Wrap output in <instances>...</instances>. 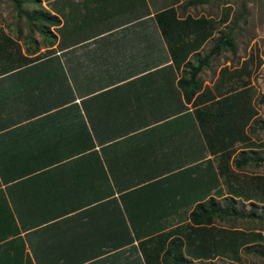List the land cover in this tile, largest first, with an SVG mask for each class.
<instances>
[{
    "label": "crops",
    "instance_id": "1",
    "mask_svg": "<svg viewBox=\"0 0 264 264\" xmlns=\"http://www.w3.org/2000/svg\"><path fill=\"white\" fill-rule=\"evenodd\" d=\"M74 1L90 19L62 33L43 3L59 18L50 45L35 29L22 46L0 30V49L16 42L20 53L0 61V264L160 261L218 178L219 150L201 165L220 113L204 109L210 82L189 101L176 82L202 45L180 48L199 14L187 19L181 0Z\"/></svg>",
    "mask_w": 264,
    "mask_h": 264
},
{
    "label": "rangeland",
    "instance_id": "2",
    "mask_svg": "<svg viewBox=\"0 0 264 264\" xmlns=\"http://www.w3.org/2000/svg\"><path fill=\"white\" fill-rule=\"evenodd\" d=\"M122 1L118 0L115 8H120ZM184 1L186 0H181V3ZM39 2L57 9L63 25L56 30L61 33L71 28L73 23L83 22L82 19L87 17L84 15L87 7L74 0H55L53 7L52 0ZM32 6L33 3L29 1L22 3L24 9ZM49 8L47 9L50 10ZM188 9L187 19L192 20L193 15L199 14L195 20L198 24L188 25L187 35L180 37V48H184V40L189 43L190 38L195 36L199 37L198 46L202 44L188 57L189 60H193L196 54L206 52L213 40L227 31L235 45L234 52L223 47L216 55L211 56L199 74L201 81L210 82L205 83L208 88H205L203 96L214 97V101L205 105L204 109L211 107L220 110L211 123L214 138L209 140L204 137L207 147H204L203 152L205 159L209 150H219L217 157L213 159L214 164H211L213 172L217 169L218 178L214 180L218 184L204 186V196L232 197L243 216L215 219L209 224L195 225L191 224L187 215H182L180 223L183 224L178 230L185 238L183 253L189 264H264V212H261L264 210V129L259 126L264 122V102L258 99L264 93V0H205L189 4ZM169 12L170 10H164L161 15ZM89 19L90 14L86 20ZM1 29L10 34H21L19 43L20 46L23 45V36L29 29L25 19L16 16L11 0H0ZM33 34L40 42V35L35 31ZM10 44L12 48L3 46L0 49V61H4L7 67L11 64L10 58H18V63L20 58L18 44ZM15 63L14 60L13 64ZM199 143L200 141L197 146H200ZM242 149L260 155L261 162L250 161L241 168H236L233 160ZM206 162L207 159L201 165ZM250 209L254 210L252 216L246 215ZM127 237L124 234V239ZM123 252L124 257L126 251ZM118 258H122L121 253ZM144 259L146 264H162L154 253L144 255ZM138 263L139 261H124L122 264Z\"/></svg>",
    "mask_w": 264,
    "mask_h": 264
},
{
    "label": "trees",
    "instance_id": "3",
    "mask_svg": "<svg viewBox=\"0 0 264 264\" xmlns=\"http://www.w3.org/2000/svg\"><path fill=\"white\" fill-rule=\"evenodd\" d=\"M15 8L16 16L23 17L28 25V28L37 30L42 37L44 44L50 45L53 40V32L50 30L51 25L59 23V18L46 7L40 4L39 0H11ZM29 1L33 6L29 9H24L22 3ZM205 0H186L181 3L182 6L196 4ZM223 47H228L232 52L235 50V45L230 33L227 31L219 34L212 42L209 49L202 53L193 56V60H186L181 68L180 76L177 78V84L182 91L183 98L190 100L195 92L201 86V81L197 76L202 67L206 66L209 58L216 55ZM259 101L264 102V93L259 96ZM264 129V122L259 124ZM262 157L253 151L246 152L244 149L237 152L233 160L236 168H241L243 164L253 161L255 163L261 162ZM264 161V157H263ZM251 212V213H250ZM246 213L252 216L254 210L250 209ZM261 212H264L262 210ZM188 220L191 224L203 225L212 223L215 219L221 220L223 218L243 216V212L239 210L232 197H215L212 195L195 202L187 213ZM188 240V239H187ZM185 238L181 232L170 236L165 244L164 249L160 254V261L162 264H189L183 253ZM256 250V249H254ZM257 251V250H256Z\"/></svg>",
    "mask_w": 264,
    "mask_h": 264
}]
</instances>
